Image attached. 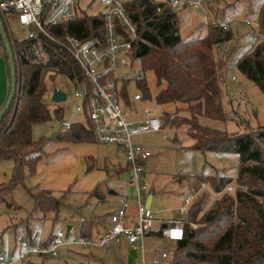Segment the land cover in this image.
Wrapping results in <instances>:
<instances>
[{
    "label": "trees",
    "instance_id": "trees-1",
    "mask_svg": "<svg viewBox=\"0 0 264 264\" xmlns=\"http://www.w3.org/2000/svg\"><path fill=\"white\" fill-rule=\"evenodd\" d=\"M167 1L132 0L123 4L136 31L131 42V59L140 65L141 78L133 80L141 92V101L150 98L143 74L151 72L157 88L155 104L184 106L176 107L172 113H162L161 127L184 125L187 137L193 140L191 149L234 153L238 157L233 194L224 192L231 185L225 177L198 178L209 185L217 198L206 211L197 202L187 208L182 216L183 237L175 242L168 264H264V127L230 136L225 130L204 127L199 121L205 118L223 122L226 119L219 98L221 74L228 59L218 50L230 42L232 31L229 24L222 29L217 22L207 26L206 35L181 40L178 15L163 8ZM102 28L101 13L93 16L82 12L75 21L46 28L49 36L37 31L32 38L27 34L25 38L13 40L17 88L12 104L0 120V164L10 161L12 166L7 182H0V204L5 202V194L19 186L27 190L33 202L31 214L34 217L39 212L58 215L63 203L57 195L65 196L70 190L58 193L32 190L25 187L24 181L35 173L37 162L48 144H95L87 109L83 105L82 122H71L67 130L56 132L50 138L39 137L35 141L31 131L38 123L62 120V110L55 109L51 118L43 103L46 80H67L72 91L87 85L77 63L59 42L66 34L82 40L102 37ZM257 28L258 32L249 33L251 47L247 54L237 58L235 67L264 94V39H257L258 34L264 36V3ZM4 58L7 63L5 52ZM7 75L9 78L8 65ZM120 93L123 106L131 107L127 93L123 89ZM182 113L187 116H181ZM101 193L100 185L91 191L98 200L103 197ZM192 222L200 226L191 232L188 226ZM94 225L87 219L80 223L81 239L90 240ZM53 239L51 237L42 244L49 245ZM28 242L35 244L31 240Z\"/></svg>",
    "mask_w": 264,
    "mask_h": 264
},
{
    "label": "rangeland",
    "instance_id": "rangeland-1",
    "mask_svg": "<svg viewBox=\"0 0 264 264\" xmlns=\"http://www.w3.org/2000/svg\"><path fill=\"white\" fill-rule=\"evenodd\" d=\"M118 1L125 4L132 0ZM157 1L164 2L166 0ZM263 3L264 0H206L204 7L201 9L186 7L175 11L176 15H178V30L181 40L200 38L206 35L207 26L213 25V22L220 21L229 24V29L232 31V39L225 47L218 50V53L228 59L221 74L223 80L220 85L221 96L219 98L226 119L223 122L208 119H202V121H208L215 129H224L230 136L245 134L259 126L264 127V94L235 67L237 58L247 54L251 47L252 38L249 33L251 31L258 32L257 25ZM77 9L89 15L102 11V8L95 0H77ZM8 29L13 36V40L25 38L27 35L19 24L12 19L8 21ZM257 39L262 41L264 36L258 34ZM11 50H13L12 47ZM132 65L131 67L119 68L116 71L118 78H129L125 93H127L131 102L135 95L141 96V92L133 80L138 71L141 72L140 65L138 62H134ZM143 77L150 98L134 102L130 108L125 110L127 112L136 110L135 115L132 113L128 114L129 120L134 121L137 117L141 118L144 109H148L154 117L159 119L164 112L172 113L176 107H184L178 103L156 105L154 102V96L157 93L155 77H153L151 72H145ZM55 79L54 82L46 80L47 91L43 98V103L49 110L51 118H53L55 109L62 110V120L57 122L51 119L48 123L33 125L31 137L35 141L39 137L50 138L52 134L63 131V122H82L83 120L82 114L75 112L74 108L78 101L74 98L72 88L67 80ZM53 88L60 89L66 95L64 102L54 103L51 100ZM139 138L143 139L144 147L152 155L144 167L145 179L143 182L140 181V183L146 186L148 191L151 188L150 186H152V188L155 187L154 193L169 194L168 198L171 202L165 208L172 216L176 217V209L184 205L185 199L183 200L181 195L188 193L191 186L196 187L195 191H197L196 195L192 196L193 202L201 203L200 207L205 211L217 198L206 182V187H201L203 190L199 188L201 183L198 179L199 177L212 175L225 177L231 181V185L228 186L231 189L227 190L228 187H226L224 192L233 194L238 172V166H236L238 157L234 153L217 154L210 151L198 152L191 149L190 146L193 140L187 137L184 125L172 127L169 124L162 125L160 132L144 134ZM98 145L100 148H107L112 155L117 150L116 147L110 148ZM11 166L12 163L10 161L0 164V182H7ZM24 185L30 188L28 182H25ZM32 190L34 189L32 188ZM57 197L63 203L58 210V215L56 213L42 215L39 212L34 214V217L31 214L33 202L27 190L18 186L9 194L4 195L5 202L0 204V257L10 262L16 257L20 249L19 245L22 242L35 240L37 244H40L48 241L51 237H55L59 232L64 235L68 242L71 240L82 241L83 239H81V235L78 232L80 223L85 219L92 220L93 215L98 211L100 212L102 208H104L103 213H106L110 207L109 203L98 205L96 201H93V197L83 198L80 195H73L71 191L65 196L57 195ZM116 200L117 202H123L121 199ZM95 219L97 221L100 220L98 218ZM98 224L96 223L92 228L90 241L93 245H88L86 248L64 246L58 250V253L60 254L61 251H64L68 258L63 255L55 260L26 257L22 264H97L94 259L101 256L106 264H121V261L126 264V261H124L126 246L120 245L118 247L111 241L103 243L101 249L100 246H97L98 241L96 242V240L104 232L103 227ZM199 226V224L192 222L189 224L188 229L193 231ZM68 227H70V231L67 232L66 229ZM169 242L167 239H162V242L158 244L161 247L160 249L167 250L166 263L162 261L164 262L162 264H168L172 259V252L175 246L172 249ZM109 247H114L115 251H110ZM160 249H158L156 254L153 251L152 257L148 256L146 258L148 264H155L152 259L159 257ZM110 256H112V260L109 259ZM0 264L2 263L0 262ZM136 264H140L139 259Z\"/></svg>",
    "mask_w": 264,
    "mask_h": 264
},
{
    "label": "built area",
    "instance_id": "built-area-1",
    "mask_svg": "<svg viewBox=\"0 0 264 264\" xmlns=\"http://www.w3.org/2000/svg\"><path fill=\"white\" fill-rule=\"evenodd\" d=\"M95 1L102 8V11L98 12L103 17L102 37L82 40L71 34H66L59 45L72 56L87 82L85 87L73 91L74 98L78 101L74 108L75 112L82 114L84 105L92 126L95 144L116 147L118 152L123 155L127 169L130 171L129 181L135 186L137 192L138 201L134 223L131 226L124 224L128 220L127 203L125 202L109 214L108 227L101 239L98 240L97 246L101 247L103 243L109 241L116 242L121 237L126 240L128 245L133 246L138 242L141 243L153 231L152 227L155 222L154 214L150 209L145 208L144 202L140 199V195L147 191L146 186L140 184L144 172L143 165L151 153L135 143L134 139L144 134L158 133L161 130V122L148 109H144L142 120L131 121L128 119V114L135 113L136 110L125 111L130 107L123 106L120 92L122 89L125 91V83L129 78H118L116 71L119 68L131 67L135 62L131 59V42L136 36L135 27L120 1ZM205 1L169 0L163 8L169 11L186 7L201 9L204 7ZM81 13L82 11L77 9V0H0V20H2L4 29L9 36L10 45L13 43V36L8 29L9 19L15 20L20 28L28 34V37L32 38L37 31L49 36L46 33V28L75 21ZM217 26L225 29L228 23L219 22ZM135 78H141V72L138 71L133 79ZM128 100L131 102L130 99ZM140 101L141 96L135 95L131 103ZM62 125L67 130L70 127V122H63ZM201 187L204 188L205 185L201 184ZM228 189L231 188L228 187ZM192 196L185 197L184 205L178 209L180 215L183 216L193 202ZM183 231L182 220H171L162 227L159 236L176 242L182 239ZM70 245L86 248L93 243L87 239L68 242L59 232L49 245L22 242L14 260L7 262L3 257H0V262L2 264H22L29 256H45L55 259L58 256L59 248ZM160 257L161 259L166 258V252H162ZM142 264H146V262L143 261Z\"/></svg>",
    "mask_w": 264,
    "mask_h": 264
},
{
    "label": "crops",
    "instance_id": "crops-1",
    "mask_svg": "<svg viewBox=\"0 0 264 264\" xmlns=\"http://www.w3.org/2000/svg\"><path fill=\"white\" fill-rule=\"evenodd\" d=\"M8 89L9 81L7 75V65L4 58V50H2L0 45V107H2L5 103ZM135 113L132 114L135 115ZM182 115L187 116L186 113H182ZM142 119L143 113L141 115V118L137 117V119H135L134 121H139ZM199 121L204 127L208 126L210 128H213V126H211L208 121H202V119H199ZM33 128L34 126L32 127V129ZM216 130L220 131L224 129L216 128ZM134 142L141 145L143 149L147 150L144 147L145 144L143 145L142 138L137 137L134 139ZM103 147L108 146L103 145ZM116 152H114V154L112 155L109 153L107 148H100V146L96 144L67 145L58 142H52L47 145L44 153L41 154V158L37 162V165L35 167V173L31 177L26 178L24 183L28 182L29 187L33 188L34 190L43 189L53 193L66 192L70 190L73 195H80L83 198L88 196L93 197V201H96L98 205H105L109 203L110 207L108 208V211L106 213H103L104 208H102L100 212H96L95 215H93V219L90 220L95 224L99 223L98 225H101L103 227V234L105 233V229L108 227L109 214L114 212L115 209H118L126 202V215L128 217V220L125 221L124 224L127 226H131V224L134 223L136 219L135 214L138 201L137 192L135 186L129 181L130 171L126 167V161L123 155L120 154L118 150H116ZM150 157L144 162L143 169ZM144 179L145 177L143 172V176L140 181L143 182ZM201 184H204L206 187V184L201 182L199 188H201ZM99 185L100 192H102L101 194L103 196L100 200H98L95 195L91 194V191ZM150 187L151 188L149 189V191L147 189L144 194L140 195V199L145 204L147 195L151 193L152 200L148 209H150L152 214H154L155 222L152 227L153 231L149 233L141 243L138 242L133 246L128 245L123 237H121L116 242L111 241L115 246L120 247V245H124L127 247L126 253L124 255V261H126V264H136L138 259L140 261V264H142L143 261L148 264V260H146V258L148 256L152 257L151 255L153 251L154 254L158 253V249L161 248L158 244L162 242V239H165L160 238L159 236V232L162 227H164L166 223L171 220H182V215L178 213V208L175 211L177 214L176 217L167 212L168 210L165 207L169 205V202H171V200L168 198L169 194L162 192L154 193L155 187ZM195 189L196 187L191 186V188L188 190V193L186 192L182 194L181 197L183 198V200L187 196L196 195L197 191H195ZM116 199H121V201L123 202H117ZM95 218H98L100 220L97 221ZM101 237L98 240H100ZM98 240H96V242ZM34 242L36 243L35 240ZM169 243L171 245V248L173 249V247L175 246V242L170 241ZM101 248L102 246L100 247V249ZM108 249L110 251H115L114 247H109ZM162 252H166L167 254L166 249H160L159 257H154V259H152L155 264H162L164 262L166 263V258L161 259L160 257ZM62 255L65 258H68V255H65L64 251H61V253H58V256L55 257V259L60 258ZM38 258H41L43 260H55L54 258L45 256H40ZM109 259L112 260V256H110ZM94 262H96L97 264H106L102 256L96 257L94 259ZM120 263L123 264L122 261Z\"/></svg>",
    "mask_w": 264,
    "mask_h": 264
},
{
    "label": "water",
    "instance_id": "water-1",
    "mask_svg": "<svg viewBox=\"0 0 264 264\" xmlns=\"http://www.w3.org/2000/svg\"><path fill=\"white\" fill-rule=\"evenodd\" d=\"M0 39H1V48L4 50L7 58V63L8 69H9V89H8V98L6 99L2 109L0 110V120L4 117L6 114V111L12 104L14 100V95L16 94V88H17V80H16V65H14V53L13 50H11L10 42H9V36L7 35L2 20H0ZM51 100L54 103H61L66 100V95L57 88H53L51 91ZM151 193H149L146 197V202H145V208H149L150 202H151ZM68 227L66 231H69Z\"/></svg>",
    "mask_w": 264,
    "mask_h": 264
},
{
    "label": "bare ground",
    "instance_id": "bare-ground-1",
    "mask_svg": "<svg viewBox=\"0 0 264 264\" xmlns=\"http://www.w3.org/2000/svg\"><path fill=\"white\" fill-rule=\"evenodd\" d=\"M20 246V245H19Z\"/></svg>",
    "mask_w": 264,
    "mask_h": 264
}]
</instances>
